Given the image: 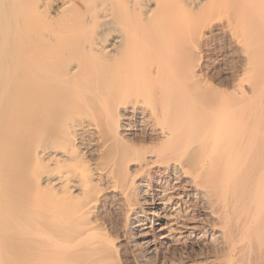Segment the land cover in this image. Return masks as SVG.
I'll list each match as a JSON object with an SVG mask.
<instances>
[{
    "label": "bare ground",
    "instance_id": "obj_1",
    "mask_svg": "<svg viewBox=\"0 0 264 264\" xmlns=\"http://www.w3.org/2000/svg\"><path fill=\"white\" fill-rule=\"evenodd\" d=\"M220 14L231 92L203 57ZM202 239L215 258L181 255ZM165 245L264 264V0H0V264Z\"/></svg>",
    "mask_w": 264,
    "mask_h": 264
},
{
    "label": "rangeland",
    "instance_id": "obj_2",
    "mask_svg": "<svg viewBox=\"0 0 264 264\" xmlns=\"http://www.w3.org/2000/svg\"><path fill=\"white\" fill-rule=\"evenodd\" d=\"M217 16V17H216ZM216 16H214V17H216V18H214V20H213V22L212 23H210V31H209V28H208V31H209V35H210V32L211 31H213L212 32V34L214 33V30L216 29V27H217V29L215 30V35L213 34V35H210V36H208V34L206 35L207 37L206 38H209L208 39V44H207V47L209 46V48H207V47H205L204 48V63H205V65L206 66H208V71H209V73H208V78L210 79V77H211V79H212V83H213V85H214V87H216V88H219L220 90H222V91H228V92H231V91H233V89H234V85L236 84V83H238L236 80L237 79H240L241 78V74H239L240 73V71H241V68H240V65H238V64H235L234 65V63H231V61H232V59H233V55H230V54H232V52H231V50H230V52L228 51V47H229V45L228 44H231V42L229 43L228 41L229 40H231L232 39V37L230 36L231 34H235V35H239L240 33H238V31L239 30H237V32L235 31H233V32H227L226 33V35L225 34H223V29H224V27H225V25H224V23H226V19H223V18H225V14H220L219 16L218 15H216ZM223 19V20H222ZM223 21H225L224 23H223ZM213 25L215 26V29H214V27H213ZM223 26V27H222ZM221 28V29H220ZM219 29V33L221 34V35H223V36H221L220 34H218L217 33V30ZM207 32V31H206ZM241 32V31H240ZM217 33V34H216ZM238 33V34H237ZM227 34H230L229 35V37L227 36ZM218 35V36H217ZM212 36H213V38H212ZM217 37V38H216ZM223 37V38H222ZM220 38H222L223 40H221ZM226 38V39H225ZM211 39H212V41H211ZM227 39H229V40H227ZM226 40H227V42H226ZM224 42V43H220V42ZM219 42V43H218ZM211 43H213V45L211 44ZM214 43H215V45H214ZM225 44V45H224ZM218 46H220V48H222L221 50H220V48L218 47ZM224 48H226V49H224ZM207 50H209V51H207ZM218 50V51H217ZM222 50H225V52L224 51H222ZM221 52V53H220ZM229 52V53H228ZM220 54H221V56H220ZM224 54H226V55H224ZM206 55V56H205ZM223 55V56H222ZM217 57H219V59L217 58ZM226 57V58H225ZM227 57H228V59H227ZM225 58V59H224ZM224 61H223V60ZM229 59H230V61H229ZM222 60V61H221ZM228 60V61H227ZM235 68H233V67H230L231 65ZM237 66H239V67H237ZM210 79V80H211ZM154 180H156V178H154ZM148 182H151V180H149ZM154 192L155 191H152V194H154ZM195 242H197V245H198V243H199V248H195L194 250H192V248H190L191 247V243H186V246H184L185 248H184V250H182V254L181 255H185L184 257H188L189 256V259L187 258V260H190V262L192 261V262H195V261H205V260H208L209 259V256H210V259L212 258L213 259V257L212 256H214V254H215V252H214V250L210 247V246H207L206 245V239H202L201 241H195ZM202 242H204V243H202ZM201 243V244H200ZM189 248H188V247ZM207 246V247H206ZM204 247H206V248H204ZM165 248V249H164ZM203 248V249H202ZM208 248V249H207ZM210 248V249H209ZM162 249H164V251L165 250H167V251H165V252H163L162 251V253L164 254V255H162V258L160 259V261H159V264H176L178 261H181L180 260V258H178L177 256H175V255H173L172 254V251H171V249H169L168 250V248L166 247V245L165 246H162ZM206 249H207V251L209 252L208 253V257H207V252H206ZM212 249V250H211ZM186 250V251H185ZM192 250V251H191ZM202 250V251H201ZM205 250V251H204ZM211 250V251H210ZM171 252V254H172V256L168 253V252ZM190 251V252H189ZM194 252V253H193ZM200 252V254L201 255H203L201 252H204V256L206 257H203V256H201L200 254H198ZM214 253V254H213ZM168 254H169V256H168ZM179 254V255H180ZM193 254V255H192ZM196 255V256H195ZM199 255V256H198ZM167 258H166V257ZM173 257H176V258H174L175 260L177 259L178 261H176V262H172V258ZM202 257V258H201ZM214 258H215V256H214ZM186 259V258H185ZM162 260H164V261H162ZM171 260V261H170ZM174 260V261H175ZM163 262V263H162Z\"/></svg>",
    "mask_w": 264,
    "mask_h": 264
}]
</instances>
